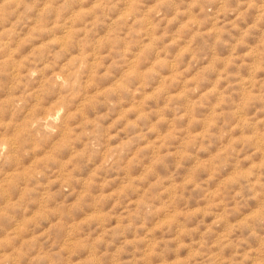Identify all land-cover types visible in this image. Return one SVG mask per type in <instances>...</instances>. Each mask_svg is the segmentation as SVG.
<instances>
[{
	"label": "rangeland",
	"instance_id": "obj_1",
	"mask_svg": "<svg viewBox=\"0 0 264 264\" xmlns=\"http://www.w3.org/2000/svg\"><path fill=\"white\" fill-rule=\"evenodd\" d=\"M0 264H264V0H0Z\"/></svg>",
	"mask_w": 264,
	"mask_h": 264
}]
</instances>
